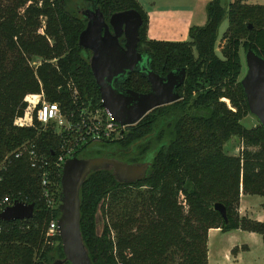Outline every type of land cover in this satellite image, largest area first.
Here are the masks:
<instances>
[{"label":"trees","instance_id":"obj_1","mask_svg":"<svg viewBox=\"0 0 264 264\" xmlns=\"http://www.w3.org/2000/svg\"><path fill=\"white\" fill-rule=\"evenodd\" d=\"M96 7L106 21L116 12L137 11L142 18L138 50L147 51L152 70L166 75L185 67L186 78L177 89L179 100L150 110L127 126L122 138L76 153L149 162L145 177L136 182H119L112 169L85 178L79 192L80 231L92 264H208L207 234L213 227L256 232L264 242V222L237 213L241 192L264 196V126L248 128L241 122L249 109L239 54L241 46L251 47L264 58V5L210 0L206 23L190 28L191 40L171 42L147 38L148 18L137 0H0V165L25 142L35 141L50 159L59 145L51 131L14 124L25 95L42 89L47 101L74 109L71 81L79 102L101 107L90 52L78 44L86 25L83 12ZM224 18L228 27L219 57L215 43ZM122 86L146 92L149 82L132 72ZM233 136L243 144L239 155L223 150ZM0 176V200L9 196L34 203L31 218L0 219V264L64 259L59 236H46L60 212L41 196L39 171L26 157L11 158ZM60 179L58 173L59 186ZM216 202L226 207L227 222L214 210Z\"/></svg>","mask_w":264,"mask_h":264},{"label":"water","instance_id":"obj_2","mask_svg":"<svg viewBox=\"0 0 264 264\" xmlns=\"http://www.w3.org/2000/svg\"><path fill=\"white\" fill-rule=\"evenodd\" d=\"M85 28L78 38L79 46L91 51L90 67L100 93L101 105L115 121L133 125L150 110L180 99L177 89L186 78V68H176L160 75L151 68L147 51H138L141 15L135 10L113 13L105 21L99 8L84 12ZM112 27V32L109 29ZM123 38V43L120 42ZM246 72L240 83L246 96L249 113L264 126V58L251 47L244 55ZM138 72L150 83L146 92L124 88L123 80L129 73ZM149 162L129 164L107 157H69L61 172L60 216L57 235L60 238L64 259L51 264H92L80 231L79 192L85 178L94 171L112 169L122 183L136 182L145 177ZM218 211L228 221L226 207L216 202ZM34 203L15 201L0 212L4 221L28 219L33 216Z\"/></svg>","mask_w":264,"mask_h":264},{"label":"rangeland","instance_id":"obj_3","mask_svg":"<svg viewBox=\"0 0 264 264\" xmlns=\"http://www.w3.org/2000/svg\"><path fill=\"white\" fill-rule=\"evenodd\" d=\"M209 1L141 0L145 11L150 15L151 31L147 33V38L171 42L190 41V28L203 26L206 23V6ZM232 1L234 0H222V3L226 5ZM246 2L264 5V0H246ZM227 27L228 20L224 18L218 28V38L215 43V52L219 57H221V48L224 44L222 34ZM245 52V47L241 46L239 49L242 63L241 79L246 72ZM222 100L226 102L228 107H231L228 99ZM241 122L248 128L259 124L258 119L250 113L246 114ZM98 143L94 142L88 148ZM242 148L243 144L236 136L231 137L223 146V150L229 155H239ZM237 213L240 218L264 222V196L241 192ZM103 221L102 212L99 210L97 212L99 231L102 228ZM207 236L208 264H264V242L261 235L256 232L242 229L222 231L221 228L213 227L208 230Z\"/></svg>","mask_w":264,"mask_h":264},{"label":"built area","instance_id":"obj_4","mask_svg":"<svg viewBox=\"0 0 264 264\" xmlns=\"http://www.w3.org/2000/svg\"><path fill=\"white\" fill-rule=\"evenodd\" d=\"M68 85L72 91L74 109H62L59 103L47 101L41 89L37 93L25 95L23 113L14 120L17 126L37 127L38 133L53 132L59 139V145L53 152L54 158L50 159L40 152L32 140L21 144L5 156L0 165L1 172L11 163V158L26 157L30 167L39 171L41 196L50 208L60 204L61 184L59 186L56 182V175L60 173L61 177L65 161L76 155L83 146L122 138L126 127L129 126L115 121L102 105L96 107L91 103L79 102V94L73 82L69 81ZM1 179L0 176V181ZM14 202L9 196H4L0 200V212ZM57 220L58 218L50 220L46 232L48 238L57 235Z\"/></svg>","mask_w":264,"mask_h":264},{"label":"flooded vegetation","instance_id":"obj_5","mask_svg":"<svg viewBox=\"0 0 264 264\" xmlns=\"http://www.w3.org/2000/svg\"><path fill=\"white\" fill-rule=\"evenodd\" d=\"M93 8H89V9H86L85 11H87V10H92ZM84 11V12H85ZM84 12H83V14H84ZM109 20V19H108ZM106 21V20H105ZM86 22H87V19H86ZM106 22H108V21H106ZM86 26V25H85ZM109 29H110V31L112 32V27L111 26H109ZM123 38H120V42L121 43H123ZM88 50V49H87ZM89 52H90V58H91V56H92V53H91V51L90 50H88ZM139 51V50H138ZM145 50H144V48H143V50H141V51H139V52H141V53H143ZM246 67V66H245ZM130 74V73H129ZM149 89H150V83H149ZM148 89V90H149ZM126 163V162H125Z\"/></svg>","mask_w":264,"mask_h":264},{"label":"crops","instance_id":"obj_6","mask_svg":"<svg viewBox=\"0 0 264 264\" xmlns=\"http://www.w3.org/2000/svg\"><path fill=\"white\" fill-rule=\"evenodd\" d=\"M139 2V4L141 5V7H143V4L141 3V0H137ZM143 10L145 11L144 7H143ZM146 12V11H145ZM146 14L148 15V24H147V30H146V33H149L150 30V15L148 12H146Z\"/></svg>","mask_w":264,"mask_h":264}]
</instances>
